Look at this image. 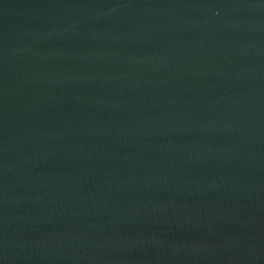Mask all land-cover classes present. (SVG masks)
Here are the masks:
<instances>
[{"label": "water", "instance_id": "obj_1", "mask_svg": "<svg viewBox=\"0 0 264 264\" xmlns=\"http://www.w3.org/2000/svg\"><path fill=\"white\" fill-rule=\"evenodd\" d=\"M0 264H264V0H0Z\"/></svg>", "mask_w": 264, "mask_h": 264}]
</instances>
